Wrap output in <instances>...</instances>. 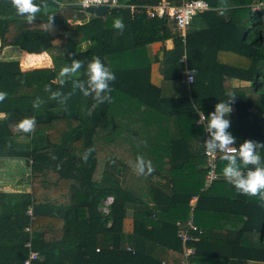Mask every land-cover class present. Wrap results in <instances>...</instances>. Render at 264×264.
I'll use <instances>...</instances> for the list:
<instances>
[{"label": "trees", "instance_id": "1", "mask_svg": "<svg viewBox=\"0 0 264 264\" xmlns=\"http://www.w3.org/2000/svg\"><path fill=\"white\" fill-rule=\"evenodd\" d=\"M77 1L46 0L48 8L28 24L15 16L11 0H0V50L47 52L52 61L41 67L49 62L44 53H23L20 62L0 57V91L7 93L0 102L7 117L0 119V158L23 160L29 169L23 181L30 184L29 191H0V264H25L30 252L36 253L31 264H175L184 246L178 223L190 216L197 239L185 245L194 248V263L264 264V206L224 179L226 162L219 153L215 178L204 188L208 133L197 123L198 110L207 117L231 91L233 146L264 143V6L253 8L264 0H226L223 15L220 0H205L210 9L196 15L202 26L188 27L184 39L165 19L132 16L128 8L88 15L74 7ZM115 18L124 22L122 34L113 28ZM166 39L173 46L163 47L159 57L151 46ZM94 56L115 75L110 102L93 107V98L78 90L64 104L49 99L45 84L71 91L70 81L62 88L57 82L63 66L83 61L75 78L86 80ZM155 62L160 85L151 81ZM20 64L38 67L22 70ZM38 97L43 103L35 109ZM33 116V133L12 131L13 124ZM89 147L95 150L85 163L81 156ZM257 151L264 160V148ZM138 156L155 169L145 177L162 178L149 186L154 211L121 185ZM107 196L112 201L104 213L100 207ZM129 208L159 225L134 218L125 231Z\"/></svg>", "mask_w": 264, "mask_h": 264}, {"label": "clouds", "instance_id": "2", "mask_svg": "<svg viewBox=\"0 0 264 264\" xmlns=\"http://www.w3.org/2000/svg\"><path fill=\"white\" fill-rule=\"evenodd\" d=\"M100 4L102 0H95ZM16 14L26 18L28 24L34 23L36 17L42 10L48 8L46 0H40L37 4L35 0H11ZM221 10L223 15L227 11L226 0H220ZM53 17L48 18L45 25V30H49L52 24ZM124 22L122 18H115L113 28L118 33H123ZM84 62L78 59H73L70 64L63 66L58 73L57 82L62 88L67 82H71V91L67 94L59 89L53 90L50 85H44V91L49 94V99L64 104L65 101L74 94L77 90L84 97H92L94 100L93 107L99 104L110 102L112 97L110 92V82L115 80V75L111 72L100 60L94 56L87 63L85 69L86 80L76 79L80 73ZM194 73V69L192 70ZM227 99L219 101L215 104L214 111L206 117L202 112H199L200 119L198 123L204 126V130L208 133V138L203 142V147L206 154L215 156L220 154V159L225 161L222 168L224 179L231 184L237 193L257 198L264 206V160H262L257 149L264 148V143H258L252 140H244L239 147L233 146L236 143L234 137L228 129L230 128L229 114L232 111L231 104L235 102V93L227 92ZM7 98V93L0 91V102ZM43 101L38 97L33 101V108L39 109ZM67 110V109H65ZM4 113H0V119H6ZM36 127L35 117H25L19 120L16 124V130L23 133H33ZM94 147L85 149L81 159L87 163L90 154L94 151ZM114 163V161H109ZM132 168L139 176L151 175L155 170L151 161L138 156L132 164Z\"/></svg>", "mask_w": 264, "mask_h": 264}, {"label": "built area", "instance_id": "3", "mask_svg": "<svg viewBox=\"0 0 264 264\" xmlns=\"http://www.w3.org/2000/svg\"><path fill=\"white\" fill-rule=\"evenodd\" d=\"M75 4L79 5L80 10L82 11H86L85 9L88 6H107L108 11L113 8H128L132 16L143 14L147 18L165 19L171 28L183 39L185 38L188 26L190 25L193 16L203 10L210 9L209 4L205 0H181L180 3H174L172 0H159L156 3H125L120 2L119 0H102L100 4H97L95 0H78ZM263 6L264 2L260 1L256 3L253 8L260 9ZM181 61L185 62V55L182 56ZM186 79L188 83L193 81V77L190 74L186 75ZM199 112L197 123L200 119ZM203 152L205 155V168L207 169L204 185V188H206L209 186L211 180L215 178L216 159L218 157V153L213 157L206 154L205 150H203ZM111 201L112 196H107L102 201V204L104 205L103 208H101L102 212H108L107 206L111 203ZM190 203L193 205V200H191ZM28 212L30 213V211ZM178 226V236L181 238L184 246L183 257L175 264H195L191 260V256L194 254V248L185 244L188 241L197 239L192 232L198 231V229L193 223L191 216L184 223H178ZM198 233H200V231ZM35 257L36 253L30 252L29 258L24 261L25 264H31L32 259Z\"/></svg>", "mask_w": 264, "mask_h": 264}, {"label": "rangeland", "instance_id": "4", "mask_svg": "<svg viewBox=\"0 0 264 264\" xmlns=\"http://www.w3.org/2000/svg\"><path fill=\"white\" fill-rule=\"evenodd\" d=\"M196 15L197 14H195L193 16L192 21H191L192 23H193ZM84 46L85 45H82V47H84ZM13 49H15V51H16L17 48H13ZM18 52H19V50H17L16 53H18ZM16 55H17L16 58H19V62H20V54L18 53ZM48 55L51 58L50 53H48ZM49 64H46L42 67H46ZM20 66H21V64H20ZM28 67L36 68L38 66L32 65V66H28ZM23 68H26V67H23ZM234 84H235V82H234ZM12 131H14L15 134H19L20 136H22V134H20V132L16 130L15 124L12 125ZM18 138L21 139L22 137H18ZM26 173H29V169L23 160L13 159V158L8 159L6 162L4 160H0V187H1V185L2 186L6 185L7 189H15L16 187H14V185H15V183H17V180L23 181V179H25L26 176L28 175V174L26 175ZM118 174H121V170H119ZM119 178H121V176ZM151 182H155V183L162 182V178L157 176V175H154L152 177V180H150V179H148V177L137 175L135 173L134 169H131L127 173H125V175H123V180H121V185L123 187L128 188L131 191L135 192L137 195L141 196L144 200L143 204H145V207L148 209H152L151 208L152 204L150 205L146 201V200H150L149 199V186L151 185ZM8 186H10V187H8ZM103 206L104 205L102 204L100 208H103ZM134 210H136V209L129 208L127 210L126 217L123 221L125 231L127 230V226L131 224L133 218H135V216H137V217L140 216V214L135 213ZM250 264H261V262L251 261Z\"/></svg>", "mask_w": 264, "mask_h": 264}, {"label": "crops", "instance_id": "5", "mask_svg": "<svg viewBox=\"0 0 264 264\" xmlns=\"http://www.w3.org/2000/svg\"><path fill=\"white\" fill-rule=\"evenodd\" d=\"M200 26H202L201 20L198 21V19L195 17L193 23L191 22L189 27H191V28H199ZM172 46H173L172 39H166L165 41L154 42L151 47H152V51L153 52H159V57H161V53H162L161 49L163 47L166 48V49H170V48H172ZM16 52H17V49L15 51V49H13V47H5L2 50H0V57H2L3 59L16 58V56H17L16 54L19 53L20 57H21V55L23 53H26V52H23V53L22 52L16 53ZM42 53H44L46 55V57L48 58V61H49L48 64L50 63L47 66H51L52 65V61H51V58L49 57L48 53L47 52H42ZM42 53H39V54H42ZM26 54L39 55V54H35V53H26ZM21 68H22V70H26V69H30L31 67L23 68L21 66ZM151 81L155 85H160L161 84L162 74L160 72V63L159 62H155V63H153L151 65ZM8 159H10V158H0V160H4L5 162ZM27 174L28 173H26V175ZM15 185H14V187H16L17 189L16 188L15 189H7L6 185H4V186L1 185L0 191H29L30 190V184H29L28 181L24 182V181H18L17 180V183H15ZM10 186H8V187H10ZM194 200L195 199H193V202H194ZM146 201L148 202V204H150V205L152 204V206H151L152 209L146 208L145 204H144L145 210L148 209L150 211H154L156 209L155 203L153 201H151V200H146ZM143 202H144V200H143ZM134 212L140 214V216H138V217L135 216V218L145 220L149 225H159V223L157 221H155L152 216L146 215V214H144L143 212H141V211H139L137 209L134 210ZM131 229H132V222H131L130 225L127 226V230L126 231L129 232V231H131ZM195 264H210V263L208 261H206L205 263H202V262L198 261Z\"/></svg>", "mask_w": 264, "mask_h": 264}, {"label": "water", "instance_id": "6", "mask_svg": "<svg viewBox=\"0 0 264 264\" xmlns=\"http://www.w3.org/2000/svg\"><path fill=\"white\" fill-rule=\"evenodd\" d=\"M74 7L77 9H80L79 5H74ZM85 10H86L85 12L88 15L102 16L108 12V7L107 6H88V7H86ZM14 14H15V16H19L16 14L15 9H14ZM19 17H23V16H19Z\"/></svg>", "mask_w": 264, "mask_h": 264}]
</instances>
